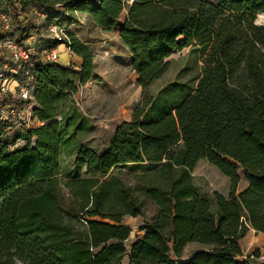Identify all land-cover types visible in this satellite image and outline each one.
Listing matches in <instances>:
<instances>
[{"label": "trees", "instance_id": "1", "mask_svg": "<svg viewBox=\"0 0 264 264\" xmlns=\"http://www.w3.org/2000/svg\"><path fill=\"white\" fill-rule=\"evenodd\" d=\"M9 5L5 13L13 19L10 35L16 41L28 34L18 15L32 10L44 18L36 17L31 32L40 33L38 23L65 28L75 12L102 29L118 25L140 95L130 119L116 123L100 151L74 145L73 168L61 183L69 192L65 201L56 179L62 148L77 132L93 128L73 109L63 110L62 102L76 83L93 78L92 54L68 34L69 49L81 59L77 70L34 64L32 116L41 125L0 136V264H119L131 230L124 218L142 216L144 197L156 211L141 223L143 233L129 245L127 264H254L257 253L236 259L220 249L248 228L264 241V25L254 22L264 13V0ZM36 44L49 50L58 42L41 36ZM184 47L201 57L195 85L171 81L150 92L168 70L167 58ZM2 129L0 122V135ZM18 138L25 144L10 147ZM201 159L229 182L226 198L212 195L214 209L192 183L190 173ZM121 167L143 170L148 179L128 185L109 175ZM238 172L246 187L235 192ZM189 243L200 247L181 258Z\"/></svg>", "mask_w": 264, "mask_h": 264}, {"label": "rangeland", "instance_id": "2", "mask_svg": "<svg viewBox=\"0 0 264 264\" xmlns=\"http://www.w3.org/2000/svg\"><path fill=\"white\" fill-rule=\"evenodd\" d=\"M11 1L14 0H0V13L11 10L9 5ZM60 8L58 7L57 10ZM26 17V23L23 24H25L26 32L29 33L33 30L31 25L35 24L37 16L30 12ZM75 17V21L65 26L66 33L76 38L91 52L93 78L84 85H78L75 82L76 91L63 98L62 109H73L83 116L86 124L92 126L93 129L88 132H77L62 148L60 171L56 179L60 184V193L63 194L65 201L69 198V192L64 186H61V183L67 179V170L73 168L74 145L79 143L95 151H100L109 142L116 123L130 119L131 107L140 95V87L135 81L136 75L129 65L128 52L118 39V25L110 29H102L95 26L91 19L83 13L75 12ZM121 20L122 17L119 18L117 24ZM254 22L264 25V13L256 14ZM38 26L42 38L51 41L48 27L42 23H38ZM59 48V53L63 54L64 58L66 56L61 64L70 65L73 70H77L81 59L70 49L66 50L62 45ZM167 60H171L168 70L149 86L150 92L155 93L171 81L180 82L187 87L195 85L201 65V57L198 52H191L187 47H184L171 54ZM59 62L57 60V63ZM40 125L41 122L33 118L28 127L18 133L23 134L26 130ZM78 171L83 176L82 165L78 166ZM143 172L140 169L129 170L121 167L112 169L109 175L116 173L125 184L135 185L148 179V177L144 178L146 173L142 174ZM190 175L198 193L210 201L212 209H214L212 202L214 193L224 198L228 196L230 190L228 179L206 160H199ZM238 176L235 192L246 187L241 172H238ZM143 201L142 216L124 218V222L130 226L131 230L128 237L122 241L124 253L120 257L119 264H127L129 245L143 232L139 230L141 223L148 220L156 211V206L151 200L144 197ZM199 247L200 245L196 243L187 244L182 251L181 258L187 257ZM220 251L226 252L236 259H243L257 253L258 256L253 263L264 264L261 262L264 260L262 259L264 256L263 237L250 228L241 237L233 239L221 247Z\"/></svg>", "mask_w": 264, "mask_h": 264}, {"label": "built area", "instance_id": "3", "mask_svg": "<svg viewBox=\"0 0 264 264\" xmlns=\"http://www.w3.org/2000/svg\"><path fill=\"white\" fill-rule=\"evenodd\" d=\"M37 18L43 19L44 15L36 10L31 11ZM18 18L26 23V15L19 14ZM13 30V19L8 13H0V122L3 124L1 135L9 136L28 127L33 120L32 110L37 84L34 78L33 67L41 63L57 62L58 53L55 48L41 50L37 41L40 33H23L24 38L16 41L10 33ZM48 32L58 45L68 47L66 29L58 25L48 26ZM26 34V35H25ZM58 119V118H57ZM30 145L33 140L28 141ZM25 141L16 139L10 147L22 146ZM264 259V256L262 257ZM264 263V260H261Z\"/></svg>", "mask_w": 264, "mask_h": 264}, {"label": "crops", "instance_id": "4", "mask_svg": "<svg viewBox=\"0 0 264 264\" xmlns=\"http://www.w3.org/2000/svg\"><path fill=\"white\" fill-rule=\"evenodd\" d=\"M60 47V45H57V47L55 48L56 50H57V53H58V61H60L58 64H61L62 62L61 61H64V59L66 58V56H65V58L63 57V54H61V53H59V48ZM66 55V54H65ZM74 56V55H73ZM74 57H76V56H74ZM57 63V62H56ZM90 82V80L89 81H87L86 83H89ZM85 83V84H86ZM243 188V187H242ZM142 231V230H141ZM143 233V232H142ZM142 233H140V234H142ZM139 234V235H140Z\"/></svg>", "mask_w": 264, "mask_h": 264}]
</instances>
